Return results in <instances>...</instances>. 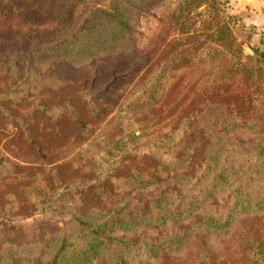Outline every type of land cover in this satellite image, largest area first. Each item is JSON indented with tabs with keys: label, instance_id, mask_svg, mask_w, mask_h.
I'll use <instances>...</instances> for the list:
<instances>
[{
	"label": "trees",
	"instance_id": "16d2710c",
	"mask_svg": "<svg viewBox=\"0 0 264 264\" xmlns=\"http://www.w3.org/2000/svg\"><path fill=\"white\" fill-rule=\"evenodd\" d=\"M161 1L108 9L99 0H0V138L28 164L0 154V217L44 212L66 222L46 241L2 243L0 264H162L203 234H237L241 219L264 215V49L245 61L226 0H179L146 49L98 89L100 72H52L135 52L139 17ZM157 187L152 201L134 197ZM243 232L238 264H264V242ZM209 254L203 246L193 264H228Z\"/></svg>",
	"mask_w": 264,
	"mask_h": 264
},
{
	"label": "rangeland",
	"instance_id": "374dc122",
	"mask_svg": "<svg viewBox=\"0 0 264 264\" xmlns=\"http://www.w3.org/2000/svg\"><path fill=\"white\" fill-rule=\"evenodd\" d=\"M99 1L101 7L108 9L113 2V0ZM254 1H260L264 5V0ZM178 2L179 0H162L158 4L152 6L149 10L142 12L137 24L135 25L133 33L136 51H133L130 55L104 56L101 57L100 60H95L83 66L71 67L67 64H60L55 69H53L52 72H56V75L70 79H75L85 75H88L90 77L89 79H91L97 72H100V74L103 76V81L100 84H97L94 89L102 87L105 85V83L111 80L113 71L123 72V69L126 68L125 60H131V58L137 53L146 49L150 39L158 33L160 28V18L164 13L174 9ZM226 2L227 14L234 15L238 19L236 32L239 38L245 42V61L249 65H253L255 63L256 54L252 50V47L260 46L262 49H264V43L262 44V39L264 38V18H260V13L254 6H252L253 9H251L249 5L246 7L247 4H252L251 0H226ZM200 57L203 58V60L206 59V66L210 63L209 52L201 53ZM97 68H100V71H97ZM182 71V73H184L186 69ZM124 82L127 81L121 82V84L118 86V91L121 93L122 97L130 89L129 83ZM95 95H97L96 92L91 94V96ZM114 115L115 112L109 117ZM113 119L111 122H109V126H107L108 124H106V122L100 125L101 132L108 133V129L114 124ZM137 133L140 132L138 131ZM15 151L16 150L13 147H7L5 139L0 138L1 156L8 158L14 164L27 166V162L22 161L14 155L13 152ZM240 158L241 156L235 153L228 156V161L230 164H234ZM173 174L174 173L172 172L171 175ZM161 192L162 189L157 187L145 192L137 191L134 197H136L140 203L144 204L146 202L152 201L154 197L160 195ZM127 193H129V191L113 194L107 197L101 202L99 208L103 210L111 209L115 203H117V201ZM65 225L66 222L64 220L52 218L50 215H47L44 212H38L24 218L12 219L10 221L9 219L1 216L0 245L7 241H15L19 244H33L38 241H46L49 239L51 233L61 231L64 229ZM245 226H249L251 229H253L256 233V236L259 237L260 242H264V215L243 218L237 224V234L234 232L233 234L226 237L203 234L199 236V238L197 237L194 239L182 253L168 258L162 264H193L202 256L201 254L203 246L205 245L209 247L210 258L215 260L228 259V264H238L239 260H241L243 256V251L241 247L237 245L236 237L239 234H244L243 229ZM141 234L145 237H151L150 231H142Z\"/></svg>",
	"mask_w": 264,
	"mask_h": 264
},
{
	"label": "crops",
	"instance_id": "0c3cea01",
	"mask_svg": "<svg viewBox=\"0 0 264 264\" xmlns=\"http://www.w3.org/2000/svg\"><path fill=\"white\" fill-rule=\"evenodd\" d=\"M252 1V4H247L246 7H248V5L251 7V9H253L252 6H254L256 8L257 11H259V16L260 18H264V5L262 4V2H258V1H254V0H251ZM243 9V8H242Z\"/></svg>",
	"mask_w": 264,
	"mask_h": 264
}]
</instances>
